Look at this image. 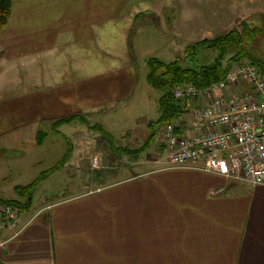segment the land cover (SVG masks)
<instances>
[{"label": "crops", "instance_id": "crops-1", "mask_svg": "<svg viewBox=\"0 0 264 264\" xmlns=\"http://www.w3.org/2000/svg\"><path fill=\"white\" fill-rule=\"evenodd\" d=\"M216 1L235 7L225 12L231 23L225 31L228 33L234 25L232 17L236 19L237 5L242 2ZM244 1L243 6L257 9L249 13H258L246 22L261 26L264 0ZM156 2L12 0L10 20L0 36V65L5 74L16 76L21 67L29 69L33 78V71L40 69L41 63L65 59L61 55L71 47L75 53L80 52V73L66 83L47 75L46 88H40L39 80L32 92L1 98L0 149L13 150L15 142L17 154L29 148L24 139L32 129L37 131V143L43 125L53 133H63L62 126L54 132L57 121L73 116L99 117L105 109L132 96L138 71L132 64L119 62L123 53L95 63L93 52L90 55L81 50L84 44L93 45L99 37H108L111 30L120 28L121 32L120 22L147 15ZM201 5L204 16L197 20L202 22L199 24L210 21L209 16L220 15L211 8L216 3ZM216 21L221 22V17ZM198 25L188 26V30L206 39L226 34H214L213 27ZM182 27L187 29L185 24ZM121 34L125 52L127 39ZM31 78L26 79V87L33 82ZM20 82L14 84L11 80L10 84L23 87ZM202 103L206 105L207 101L203 99ZM197 106L188 102L191 112L184 116L186 122L192 119ZM44 133L47 136L42 144L37 143L39 147L46 146L50 135ZM72 143L74 151L69 162L39 184L45 186L48 200L36 204L33 199L31 208L23 211L17 230L8 227L0 213V264H264V186L231 182L198 169L169 168L164 146L156 150L153 143L145 157L138 153L141 158L134 163L144 164L145 171L90 174L79 188L78 171L73 170L78 165L72 168V164L81 156L77 155L80 146ZM3 157L0 161L6 160ZM54 176L61 184L48 185ZM5 178L0 175V180ZM23 186L16 183L13 190Z\"/></svg>", "mask_w": 264, "mask_h": 264}, {"label": "rangeland", "instance_id": "rangeland-1", "mask_svg": "<svg viewBox=\"0 0 264 264\" xmlns=\"http://www.w3.org/2000/svg\"><path fill=\"white\" fill-rule=\"evenodd\" d=\"M208 2L210 4L216 3V6L211 8L219 11L220 15H217L215 18L209 16L210 21L206 24H199L202 22L197 20H203L204 16L202 5ZM239 2H242V5L238 3V10L235 11L237 13L236 15L232 13V15L236 16V19L232 17L234 25L231 29L238 28L239 31L242 32L244 29L243 21H247V18L251 17V15L253 16L257 9L250 6H243V3L245 2L244 0H239ZM206 3L203 2V0H157L155 3V9L147 15H141V17H138L135 21L127 19L124 22H120L119 25L122 26L121 32L119 30L120 28L116 30V32H112L111 30L108 37H99V39L95 40L93 45L84 44L85 48L81 50V53L89 54L90 52L91 55L93 52L96 58V61H93L95 63L103 60L106 61L105 58H111L112 56L123 53L119 62L132 64L138 71V82L135 85V90L132 96L127 97L125 101H122L124 103L121 102L105 109V111L100 113L101 115H99V117L85 116L84 121H86V124L78 121L72 126L63 125L62 132L65 135L63 133H53L47 125L41 126L40 130L42 132H48L50 134L46 146L39 147L37 145V131L32 129L28 134V138L26 137L24 139L25 144H28L29 148L25 149L24 147V150H19L16 154L15 152L18 147L14 142L13 150L0 149V159L3 156L6 157V160L4 159L0 161V175L4 174V176H6L5 179L0 180V200L3 202L7 200H15L21 202V205L28 203L27 197H30L29 195H32L36 204L48 200V192L46 189H43V187H45L43 184L42 186H36L31 193H28L27 190H13V185L21 183L26 186L35 181V179L41 175V172L58 164L68 149L66 139H70L71 142L73 141L80 146L77 155L81 154V156H77L76 160L78 161L76 163L73 162L72 164V168L75 167V165H78L77 170H73L78 171L79 180L77 185H79V188H82L85 185V178L90 174L96 176L97 173L101 172L105 175H120L125 173L131 174L139 170L145 171L144 164H139L140 166L134 164L139 158H141L139 155L140 153L137 152V156H134V154L135 151L141 149L143 145L142 141H147V132L151 131L153 126L155 127V130L157 131L156 139L154 141L156 150H160V147L162 148L164 142V125L160 126L158 124H151L156 123L161 115L159 99L162 93L153 89L145 81V74L147 71L149 72L147 64L148 60L157 57L163 61L170 62L179 57H184L186 53L185 51L189 46L206 39L201 37V35L196 36L195 34L198 32H191L188 30V26H192L193 24L196 26L198 24V26L206 25L207 29L213 27L214 34L227 33L225 31L230 27L231 23L227 19L229 14H226L225 12L235 9L234 5H224L223 2H214V0L206 1ZM200 4H202V12H200L198 6ZM207 8L209 7L207 6ZM253 9L255 10L254 13H249V11ZM262 9L264 10V7ZM218 17H221V22L216 21ZM183 18H185V20H183ZM261 21V26H255L254 23L247 22L248 26L251 27H249L250 29L253 27L261 29V33L256 36L252 42L244 43V48L249 56L232 61L236 50L233 47H229L226 59L224 60L225 67L232 68L237 63L253 62L254 59H258L264 63V15L261 17ZM184 24L187 25V29L182 30V25ZM217 26H220V29L217 28ZM121 33L126 35L127 39L125 52L123 44L124 40ZM192 34H194V36H192ZM208 39H214V37H208ZM79 54L80 52L75 53L72 47L69 51L65 50L61 55L65 57V59H61L59 62L41 63L44 66L41 65L40 69H35V71H33V78H31L32 76L29 69H22L21 67L16 71V76H7L5 74V69L0 65V100L1 98L5 99L14 94H19L20 92L23 93L26 90L30 92L36 90V86H38L36 82L39 80L41 83L40 88H46L47 75L53 76V80H61L64 81V83L76 79L80 73V71L77 70L78 67H80L78 62L81 60L78 59ZM215 57L216 52L214 50L200 49L198 62L187 61L185 65L197 66L200 64H211ZM123 58H125V60H123ZM29 77L34 83L32 82L30 86L26 87V79ZM11 80H13L14 84L16 81L19 82L20 80L23 87L18 85L14 86L12 84L13 88H11ZM234 91L235 90L229 91V94H232ZM183 102H185V100L180 101V105ZM186 109L185 106V112ZM151 125L153 126L151 127ZM95 126H100L107 133L114 135L116 137H113L114 145H111L103 133L92 128ZM87 144H89L88 147ZM149 150L150 149L147 151ZM11 154L13 155L11 156ZM141 154L144 156V153ZM21 155H23V157H20ZM4 161H6V165H4ZM66 169L70 168L67 167ZM55 180L56 177H52L51 180H49L48 185L54 184V182H56L55 184H61V182ZM68 184L69 182H67V185ZM19 208L21 209V218L25 209L22 206H19ZM29 209L30 208L27 210ZM18 222L19 220L17 223ZM4 223L6 222L4 221ZM8 227L17 230L16 225L14 227L8 225Z\"/></svg>", "mask_w": 264, "mask_h": 264}, {"label": "built area", "instance_id": "built-area-1", "mask_svg": "<svg viewBox=\"0 0 264 264\" xmlns=\"http://www.w3.org/2000/svg\"><path fill=\"white\" fill-rule=\"evenodd\" d=\"M174 97L179 117L163 127L169 168L198 169L231 182L264 186V75L259 66L237 63L223 80L204 89L176 86ZM189 101L198 105L190 123L183 119L191 112ZM0 212L8 225H17L19 206L4 204Z\"/></svg>", "mask_w": 264, "mask_h": 264}, {"label": "trees", "instance_id": "trees-1", "mask_svg": "<svg viewBox=\"0 0 264 264\" xmlns=\"http://www.w3.org/2000/svg\"><path fill=\"white\" fill-rule=\"evenodd\" d=\"M13 11L12 0H0V36L4 27L8 24L11 14ZM248 23L243 21V31L235 28L229 31L228 33L215 37L214 39H203L194 43L192 46H189L186 49L184 57H179L174 61L166 62L157 57L150 58L148 60V84L155 90L162 93L159 99L160 112L161 115L156 121L160 126L170 124L172 121L179 117L180 109L174 97V89L178 85H194L198 89H204L209 87L221 80L224 79L226 71L228 70L225 67L224 60L226 59L229 47H233L236 50L234 59L239 60L243 57L249 56L244 48V43L252 42L256 36L261 33V29L257 27L249 28ZM200 49H210L216 52V57L211 64L197 65V66H187L185 63L188 62H198V54ZM254 59V58H253ZM253 63L261 69L264 75V63L258 59H254ZM80 121L83 124H86L84 117L73 116L65 119H61L54 124V132H59L58 128L63 125L71 124L72 122ZM151 125V127L153 126ZM154 127V126H153ZM96 131H100L103 135L109 140L111 145H114V139L111 134L107 133L102 127L95 126L92 127ZM157 131L155 128L152 129L151 134L148 136L147 141L142 145L141 149L135 151L145 153L154 143L156 139ZM44 132H40L37 135V143L42 144L46 138ZM68 149L64 157L49 170H46L39 175L30 185L23 187L20 190H27L28 193L33 192L34 188L41 184L48 176L55 173L64 167L73 154V144L70 139H66ZM28 203L21 205L15 200L1 201V204L8 205H19L22 206L25 210L31 208L33 204L32 195H29Z\"/></svg>", "mask_w": 264, "mask_h": 264}]
</instances>
